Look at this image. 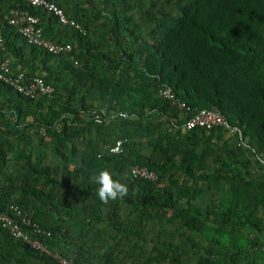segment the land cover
Here are the masks:
<instances>
[{"label":"trees","instance_id":"16d2710c","mask_svg":"<svg viewBox=\"0 0 264 264\" xmlns=\"http://www.w3.org/2000/svg\"><path fill=\"white\" fill-rule=\"evenodd\" d=\"M52 1L86 33L51 36L45 23L67 27L43 9L21 7L39 16L45 36L71 43L68 55L27 45L1 17L0 58L14 50L19 56L27 45L37 66L25 76H40L54 95L30 99L0 82V208L19 205L51 231L46 248L77 264H123L121 235L145 241L141 227L151 220L178 223L188 235L174 242L158 229L148 256L140 248L131 264H264V0H99L89 18ZM162 86L192 110H217L234 131L182 134V118L168 122L179 110L158 95ZM119 111L127 117H115ZM95 113L102 123L92 120ZM133 136L146 138L147 154ZM117 138L126 139L123 153H107ZM43 144L60 160L54 167L41 157ZM131 165L146 166L158 180L131 177ZM101 170L128 194L102 202L95 183ZM123 207L140 211L136 223L119 220ZM102 225L114 239L104 257L83 244L69 251L53 237L102 242ZM0 264L59 263L0 227Z\"/></svg>","mask_w":264,"mask_h":264},{"label":"built area","instance_id":"2783aa9c","mask_svg":"<svg viewBox=\"0 0 264 264\" xmlns=\"http://www.w3.org/2000/svg\"><path fill=\"white\" fill-rule=\"evenodd\" d=\"M18 1L19 5L9 8L4 19L16 29L25 43L52 55L60 56L70 54L72 51L71 43L66 41L56 42L45 36L39 16L30 13L28 9L21 7V5H26L34 9H43L51 14L60 25L79 30L82 34L85 33L84 28L75 19L67 16L61 7L52 0ZM4 48L3 39L0 35V49L3 50ZM0 82L10 87L13 91L23 94L30 99H37L42 96L52 98L54 95L53 86L45 83L40 76L35 75L28 78L21 71L14 72L8 57L0 58ZM158 95L169 100L170 104L179 110L185 131L194 128L211 130L216 127H226L229 134L234 131V129L228 126L225 117L220 112L215 109L192 110L184 101L174 97L173 89L169 86L160 87ZM117 115L120 118L127 117V114L123 111L118 112ZM92 120L97 124L102 123V113L93 114ZM75 124L77 123L74 122L73 125ZM40 134L44 135L43 129L40 130ZM125 142V138H117L112 144L106 146L107 153H123ZM128 174L133 178L150 181L158 180V174L146 166L131 165ZM0 227L7 231L13 240L20 241L35 250L48 254L59 264H77L73 258L65 257L47 249L44 241L45 238L51 236V231L33 222L26 212L15 203H8L0 208ZM36 236H40V238Z\"/></svg>","mask_w":264,"mask_h":264},{"label":"rangeland","instance_id":"374dc122","mask_svg":"<svg viewBox=\"0 0 264 264\" xmlns=\"http://www.w3.org/2000/svg\"><path fill=\"white\" fill-rule=\"evenodd\" d=\"M144 24V23H143ZM144 29L148 28L149 25L148 24H144ZM229 133H227L228 135ZM38 139V138H37ZM37 139L35 140V142L33 143L34 145H32V148L34 146H37L38 141ZM40 152H41V157L43 158V160L47 163L50 164L51 167H54L57 163L60 162L58 157H54L52 155V152L50 150V148L46 145L43 144V146L40 148ZM36 158V157H35ZM9 172L13 171V168L10 166L8 169ZM15 173L18 176H22L23 174H21V170H19L18 168L15 167ZM20 172V173H19ZM6 180V176H2L0 178V184ZM119 220L122 222H127V221H132L134 223H136L139 219V215H140V211L136 210V209H130L128 208L120 210L119 211ZM158 216L159 214L156 213ZM168 213L163 214L162 216H166ZM107 227V226H105ZM109 228H107L105 231H107ZM143 232H147V236H146V240H142V239H138L135 237H132L131 239H126V237L124 235H121L120 239H121V243L124 247L123 250H125L124 252V257L121 259V261L123 262V264H131L132 261V257H138V253L140 251V248L144 249V253L143 256H148V254L150 253V246L152 245L153 241H155V237H156V231L158 229H163L164 232H166L168 235L171 236L172 240L174 242H177V240H184V238L186 237V235H188V233H186L184 231L183 228H181V226L176 223L174 225H170L167 224L165 221L159 223L156 220H151L146 222L142 227H141ZM100 237L103 239L102 242H93L92 240L90 241L89 239H83L84 242H86L91 248V252L93 254H95V256L98 257H104L108 251L111 250L112 248V244L110 240L112 239L111 237V233H107V232H103L100 233ZM144 241V242H143ZM95 246H94V245ZM76 247V246H75ZM75 247H68L67 250L71 251L72 249H75ZM72 248V249H71ZM190 256H192V253L189 254ZM183 262H185V260H183ZM160 264H168V263H160Z\"/></svg>","mask_w":264,"mask_h":264},{"label":"crops","instance_id":"0c3cea01","mask_svg":"<svg viewBox=\"0 0 264 264\" xmlns=\"http://www.w3.org/2000/svg\"><path fill=\"white\" fill-rule=\"evenodd\" d=\"M59 1H60L61 5L66 10H68L69 14H72V11L74 10V9L71 10V8H75V10H78L80 14H85V16H86V17L84 16L85 18H89L94 13H96V11L93 8H97L98 9V8L102 7V4L100 3L99 0H59ZM9 6H10V2H8L7 0H0V21H2L3 18L1 19V17H2V15L5 16L6 11L9 8ZM83 21H85V20H83ZM101 22H102V20L99 19L97 23H101ZM44 26H46V30L50 31L49 34H51V36L54 35L57 38L60 37L62 40H67V39L70 38L69 35L72 32L71 28H68V27L67 28H59L58 24L55 23L54 21H52L51 23L47 22V23H45ZM84 30H85V28H84ZM85 33H86V30H85ZM23 48H24V50L21 53V55H19V56H15V50H14V53H10L9 59H10V62H11V68H12L13 71H21L23 73L31 74V73H33V71H32L33 64L35 66H37V62H35L34 60L30 61L29 56L27 54L29 47L27 45L23 44ZM18 54H20V53H18ZM37 71L39 72L38 69H37ZM119 112H121V111H119ZM117 113L114 114L115 117L120 118L117 115ZM80 115H82V116L80 117ZM80 115H79V119L87 121V118L85 117V115H83V114H80ZM152 116L153 117L158 116L157 111L154 110ZM181 118H182V116L179 113L177 115V120L176 119H170V121H168V122L172 123L173 121H178ZM175 128L176 127L173 125L171 127L170 131H175ZM180 131H181L182 134L185 133V130L183 128V124H182V126L180 128ZM132 140L137 144L138 150H140L143 154H147L149 152V148L145 145V142H146V138L145 137L133 136ZM33 149H36V146H34ZM65 195L68 196V197L70 196L69 193H65ZM123 209L127 210L128 208L123 207L122 210ZM119 216H120V214H119ZM105 226L106 225H102L101 228H99V229H101L104 232L107 228H109V227H105ZM97 229H98V227H97ZM103 232H101V233H103ZM53 237H54L55 242H57L58 245L66 246L67 248L68 247H75V246L77 247V245H79V244H83L86 247H88L89 245L86 242H84L83 239H86V240L89 239L91 241L90 236H89V238L88 237L84 238L82 236H79V237L74 236L71 239L70 238L69 239L68 238H64L63 236H60V235H58V236L54 235ZM111 237H112V239L110 240V242L112 243L114 241V239H113L112 235H111ZM76 247H75V249H76ZM92 255H93V253H92Z\"/></svg>","mask_w":264,"mask_h":264},{"label":"clouds","instance_id":"9594fccd","mask_svg":"<svg viewBox=\"0 0 264 264\" xmlns=\"http://www.w3.org/2000/svg\"><path fill=\"white\" fill-rule=\"evenodd\" d=\"M98 185L97 196L102 202L117 200L128 194V187L119 180H114L108 170H101L95 175Z\"/></svg>","mask_w":264,"mask_h":264}]
</instances>
